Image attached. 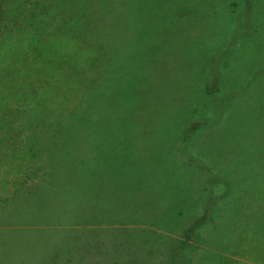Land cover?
<instances>
[{
  "label": "rangeland",
  "instance_id": "374dc122",
  "mask_svg": "<svg viewBox=\"0 0 264 264\" xmlns=\"http://www.w3.org/2000/svg\"><path fill=\"white\" fill-rule=\"evenodd\" d=\"M241 1L0 0V264H264Z\"/></svg>",
  "mask_w": 264,
  "mask_h": 264
},
{
  "label": "trees",
  "instance_id": "16d2710c",
  "mask_svg": "<svg viewBox=\"0 0 264 264\" xmlns=\"http://www.w3.org/2000/svg\"><path fill=\"white\" fill-rule=\"evenodd\" d=\"M242 2V1H241ZM243 3V2H242ZM242 3H239V5H237L236 6V8L237 9H239V11L240 12H242L243 10H244V12H242V18H244L243 19V21H242V24H244L243 22H245V20L246 19H248V17L251 15V14H255L256 13V11H257V9H256V4L257 3H253V2H251V0H245L244 1V3L242 4ZM256 10V11H255ZM239 13V12H238ZM255 16V15H254ZM260 16H264V11H261V13H260ZM241 17H240V19H241ZM237 18H239L238 17V15H237ZM236 18V19H237ZM241 23H240V21L238 20V26H236V27H238L239 28V25H240ZM241 24V25H242ZM244 27H247V30H249V25L246 23L245 25H244ZM225 56V55H224ZM221 57V56H220ZM220 57H218V58H220ZM218 81V79H215V88L216 89H218L219 91H221V88L219 87V85H216V82ZM181 130V129H180ZM172 132L173 131H171V133H167L166 135H170V134H172Z\"/></svg>",
  "mask_w": 264,
  "mask_h": 264
}]
</instances>
